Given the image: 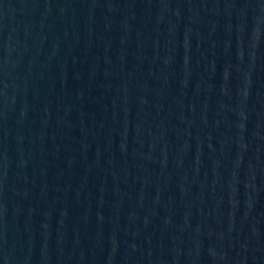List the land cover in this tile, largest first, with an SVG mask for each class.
Wrapping results in <instances>:
<instances>
[{"label": "water", "instance_id": "water-1", "mask_svg": "<svg viewBox=\"0 0 264 264\" xmlns=\"http://www.w3.org/2000/svg\"><path fill=\"white\" fill-rule=\"evenodd\" d=\"M0 264H264V0H0Z\"/></svg>", "mask_w": 264, "mask_h": 264}]
</instances>
